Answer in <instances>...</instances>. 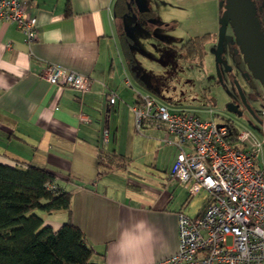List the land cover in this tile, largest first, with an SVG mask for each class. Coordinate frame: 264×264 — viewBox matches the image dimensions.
<instances>
[{
  "label": "crops",
  "instance_id": "crops-1",
  "mask_svg": "<svg viewBox=\"0 0 264 264\" xmlns=\"http://www.w3.org/2000/svg\"><path fill=\"white\" fill-rule=\"evenodd\" d=\"M21 1L36 19L37 37L27 43L14 24L0 21V163L55 174V184L71 194L70 214H36L54 231L70 219L85 235L92 263L155 264L171 256L176 215L194 219L206 209L187 214L193 197L169 178L177 148L165 134L134 128L130 108L150 94L142 71L126 61L121 38L132 42L147 31L128 13V0ZM131 27L137 31L127 32ZM49 64L88 76L90 91L45 82L40 76ZM100 152L126 161L102 173Z\"/></svg>",
  "mask_w": 264,
  "mask_h": 264
},
{
  "label": "built area",
  "instance_id": "built-area-1",
  "mask_svg": "<svg viewBox=\"0 0 264 264\" xmlns=\"http://www.w3.org/2000/svg\"><path fill=\"white\" fill-rule=\"evenodd\" d=\"M0 21L14 24L27 43L37 37L36 19L21 0H0ZM40 77L81 95L92 85L88 76L51 64ZM115 101V94L108 93V105ZM130 112L138 133L162 131L165 143L177 148L169 178L190 197L204 191L210 200L197 218L176 215L177 251L155 264H264V127L258 135L235 128L233 134L211 113L209 120H202L193 112L172 110L151 95L140 96ZM103 138L106 141V131Z\"/></svg>",
  "mask_w": 264,
  "mask_h": 264
},
{
  "label": "rangeland",
  "instance_id": "rangeland-1",
  "mask_svg": "<svg viewBox=\"0 0 264 264\" xmlns=\"http://www.w3.org/2000/svg\"><path fill=\"white\" fill-rule=\"evenodd\" d=\"M128 2V13L147 32L135 33L132 42L130 37L126 38L128 48H125L124 56L128 61L133 53L132 63L142 71L143 81L148 85L147 93L172 110L193 112L202 120H209L211 113L216 123L230 121L235 129H249L258 135L260 125L257 119H263L261 97L264 92L238 51L231 27L228 25L226 28L219 65L215 55L217 38L211 40V45L209 41L204 45L205 55L201 62L197 59L186 60L179 51L190 39L217 35L224 0ZM263 2L257 0L256 7L262 9ZM135 31L137 27L134 30L127 28V32ZM233 77L236 79L233 80ZM234 81L257 118L251 117L252 122L246 120L248 115L238 119L228 111V105L240 98L236 86L232 85ZM209 203L207 193L202 191L191 199L186 212L189 215L203 212Z\"/></svg>",
  "mask_w": 264,
  "mask_h": 264
},
{
  "label": "trees",
  "instance_id": "trees-1",
  "mask_svg": "<svg viewBox=\"0 0 264 264\" xmlns=\"http://www.w3.org/2000/svg\"><path fill=\"white\" fill-rule=\"evenodd\" d=\"M252 1L254 5L257 3V0ZM256 9L260 31L264 35V17L261 9ZM69 15L67 5L66 17ZM212 39H216L214 35L190 39L179 51L186 60L201 62L205 55L204 45ZM121 41L126 55L128 40L122 37ZM127 62L130 66L133 64L131 56ZM226 124L234 128L232 122ZM232 132L236 134V130ZM97 159L102 173L123 167L126 161L122 156L105 152H100ZM55 182V174L46 169L32 165L10 167L0 163V264H95L91 262L93 251L85 235L70 219L54 231L36 214L55 211L70 214L71 194L59 189ZM49 185L59 190H50Z\"/></svg>",
  "mask_w": 264,
  "mask_h": 264
},
{
  "label": "water",
  "instance_id": "water-1",
  "mask_svg": "<svg viewBox=\"0 0 264 264\" xmlns=\"http://www.w3.org/2000/svg\"><path fill=\"white\" fill-rule=\"evenodd\" d=\"M222 6V4H220ZM257 9L252 0H224V12L219 22V30L216 42V62L221 63V54L223 42L226 34V28L229 25L235 37V43L238 51L243 56L244 62L252 77L259 81L264 92V35L260 31V23L256 17ZM220 78L219 68L217 69ZM238 94L246 104L244 95L238 83L234 81ZM228 111L241 115L237 106L228 105ZM250 115H255L249 108Z\"/></svg>",
  "mask_w": 264,
  "mask_h": 264
},
{
  "label": "flooded vegetation",
  "instance_id": "flooded-vegetation-1",
  "mask_svg": "<svg viewBox=\"0 0 264 264\" xmlns=\"http://www.w3.org/2000/svg\"><path fill=\"white\" fill-rule=\"evenodd\" d=\"M217 36V35H216ZM216 36H215V38H216ZM234 79H236L235 77H233V80ZM232 85H234L235 86V84H234V82H232ZM263 94L264 93H262V96H263ZM239 97H240V95H239ZM244 98H245V96H244ZM245 101H246V99H245ZM263 100H262V97H261V108H262V111H263V119L262 120H258L256 117H254V118H256L257 119V122L259 123V125H260V128L257 130L258 131V134L261 132V130H262V128L264 127V110H263ZM230 104H233V105H235V106H237V110L240 112V114L241 115H238L237 113H232V112H230L231 114H233V116L234 117H237L238 119L239 118H242V117H244V116H246V115H248L247 116V119L246 120H248L249 122H252V116L250 115V113H249V106H248V103H247V101H246V104H247V106L249 107V108H247L244 104H243V100L241 99V97L239 98V100H237V101H233V102H231Z\"/></svg>",
  "mask_w": 264,
  "mask_h": 264
},
{
  "label": "clouds",
  "instance_id": "clouds-1",
  "mask_svg": "<svg viewBox=\"0 0 264 264\" xmlns=\"http://www.w3.org/2000/svg\"><path fill=\"white\" fill-rule=\"evenodd\" d=\"M137 228H138V229H143V228H144V224H143V223L138 224V225H137Z\"/></svg>",
  "mask_w": 264,
  "mask_h": 264
}]
</instances>
